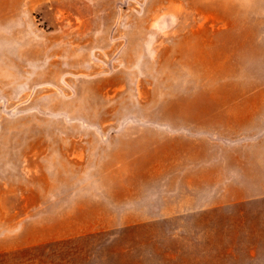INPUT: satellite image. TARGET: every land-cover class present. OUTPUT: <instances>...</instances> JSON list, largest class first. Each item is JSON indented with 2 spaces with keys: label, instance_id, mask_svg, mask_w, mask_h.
<instances>
[{
  "label": "rangeland",
  "instance_id": "374dc122",
  "mask_svg": "<svg viewBox=\"0 0 264 264\" xmlns=\"http://www.w3.org/2000/svg\"><path fill=\"white\" fill-rule=\"evenodd\" d=\"M0 264H264V0H0Z\"/></svg>",
  "mask_w": 264,
  "mask_h": 264
}]
</instances>
